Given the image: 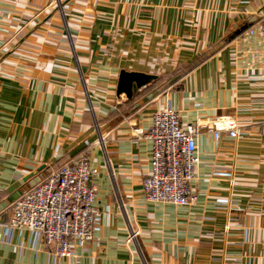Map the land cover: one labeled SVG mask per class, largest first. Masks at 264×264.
I'll return each mask as SVG.
<instances>
[{
	"label": "crops",
	"instance_id": "0c3cea01",
	"mask_svg": "<svg viewBox=\"0 0 264 264\" xmlns=\"http://www.w3.org/2000/svg\"><path fill=\"white\" fill-rule=\"evenodd\" d=\"M263 18L264 0H0V264H264V65L248 33ZM121 71L155 79L128 99ZM164 107L198 129L186 207L142 189L151 142L133 130ZM224 124L241 135L216 140ZM81 154L104 213L92 240L60 259L6 232L10 204Z\"/></svg>",
	"mask_w": 264,
	"mask_h": 264
},
{
	"label": "built area",
	"instance_id": "2783aa9c",
	"mask_svg": "<svg viewBox=\"0 0 264 264\" xmlns=\"http://www.w3.org/2000/svg\"><path fill=\"white\" fill-rule=\"evenodd\" d=\"M257 31L262 46L260 59L264 65V18L258 28L249 29L248 33L254 35ZM221 132L231 138L241 135L234 126L224 124L213 130L216 140ZM133 134L139 140L151 142L149 173L142 181L146 201L178 207L192 205L195 196L190 185L199 163L197 126L182 125L178 112L164 107L152 114L148 129L139 127ZM261 134L264 136V124ZM97 175L88 155H79L53 170L11 203L8 221L2 227L6 232L12 229L29 231L34 246L51 248L56 258L73 256L75 248L84 247L101 228L104 213L94 205L97 186L91 183ZM135 236L133 233L130 240Z\"/></svg>",
	"mask_w": 264,
	"mask_h": 264
},
{
	"label": "water",
	"instance_id": "95a60500",
	"mask_svg": "<svg viewBox=\"0 0 264 264\" xmlns=\"http://www.w3.org/2000/svg\"><path fill=\"white\" fill-rule=\"evenodd\" d=\"M154 79L155 77L151 75L121 71L118 77L116 94H124L129 99L132 97L133 87L140 89Z\"/></svg>",
	"mask_w": 264,
	"mask_h": 264
},
{
	"label": "trees",
	"instance_id": "16d2710c",
	"mask_svg": "<svg viewBox=\"0 0 264 264\" xmlns=\"http://www.w3.org/2000/svg\"><path fill=\"white\" fill-rule=\"evenodd\" d=\"M243 29H244V28H243ZM238 33H239V32H238ZM238 33H236V35H237ZM236 35H235V36H236Z\"/></svg>",
	"mask_w": 264,
	"mask_h": 264
}]
</instances>
